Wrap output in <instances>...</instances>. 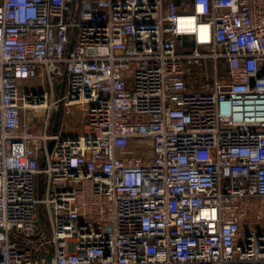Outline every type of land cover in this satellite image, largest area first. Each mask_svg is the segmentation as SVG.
<instances>
[{
    "label": "built area",
    "instance_id": "1",
    "mask_svg": "<svg viewBox=\"0 0 264 264\" xmlns=\"http://www.w3.org/2000/svg\"><path fill=\"white\" fill-rule=\"evenodd\" d=\"M263 66L264 0H0V264H264Z\"/></svg>",
    "mask_w": 264,
    "mask_h": 264
},
{
    "label": "rangeland",
    "instance_id": "2",
    "mask_svg": "<svg viewBox=\"0 0 264 264\" xmlns=\"http://www.w3.org/2000/svg\"><path fill=\"white\" fill-rule=\"evenodd\" d=\"M192 85H194L195 87H198V86H196V83H194V81H192ZM39 115L38 116H36V115H33V116H29L28 115V112H27V114H26V119H27V122H29L30 120H31V117L32 118H34L33 119V121H35V125H39L40 124V122H41V120H40V113H38ZM81 120V119H80ZM77 125H75L74 124V129L75 128H78L79 127V125H78V123H76ZM37 132V131H36ZM257 216H258V209H257V207L255 208V210H253L250 214H249V218H248V221L249 222H251V221H256L257 220Z\"/></svg>",
    "mask_w": 264,
    "mask_h": 264
},
{
    "label": "water",
    "instance_id": "3",
    "mask_svg": "<svg viewBox=\"0 0 264 264\" xmlns=\"http://www.w3.org/2000/svg\"><path fill=\"white\" fill-rule=\"evenodd\" d=\"M72 47V45H71ZM264 74V66L262 67V69L260 70L258 76H261ZM66 80H67V75L65 74L64 76V80H63V84H62V90H61V95L64 94L65 92V89H66ZM59 117H60V114L57 115L56 117V122H55V125H54V128H53V131L56 132L57 131V128H58V123H59Z\"/></svg>",
    "mask_w": 264,
    "mask_h": 264
},
{
    "label": "trees",
    "instance_id": "4",
    "mask_svg": "<svg viewBox=\"0 0 264 264\" xmlns=\"http://www.w3.org/2000/svg\"><path fill=\"white\" fill-rule=\"evenodd\" d=\"M189 43H191V40L189 41Z\"/></svg>",
    "mask_w": 264,
    "mask_h": 264
}]
</instances>
